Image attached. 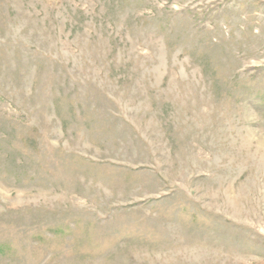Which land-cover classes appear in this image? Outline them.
Returning <instances> with one entry per match:
<instances>
[{
    "label": "rangeland",
    "instance_id": "374dc122",
    "mask_svg": "<svg viewBox=\"0 0 264 264\" xmlns=\"http://www.w3.org/2000/svg\"><path fill=\"white\" fill-rule=\"evenodd\" d=\"M0 264H264V0H0Z\"/></svg>",
    "mask_w": 264,
    "mask_h": 264
}]
</instances>
